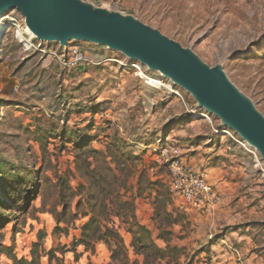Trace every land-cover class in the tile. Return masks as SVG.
Wrapping results in <instances>:
<instances>
[{"label": "rangeland", "instance_id": "1", "mask_svg": "<svg viewBox=\"0 0 264 264\" xmlns=\"http://www.w3.org/2000/svg\"><path fill=\"white\" fill-rule=\"evenodd\" d=\"M87 1L133 14L210 66L223 64L264 114V0ZM2 19L10 26L0 37V264H110L104 241L88 250L76 242L92 217L124 238L129 264H146L147 251L130 246L138 226L176 248L170 264H264L258 152L215 133L222 124L213 114L212 122L191 117L205 112L191 94L131 66L138 61L122 65V53L85 41L29 50L16 36L21 12ZM78 49L100 64L63 66L58 58ZM160 137L186 155L201 151L215 206L187 209L170 194Z\"/></svg>", "mask_w": 264, "mask_h": 264}, {"label": "water", "instance_id": "2", "mask_svg": "<svg viewBox=\"0 0 264 264\" xmlns=\"http://www.w3.org/2000/svg\"><path fill=\"white\" fill-rule=\"evenodd\" d=\"M18 9L25 25L42 42L67 47L85 41L122 53L159 72L216 116L259 153L264 163V114L228 76L223 64H207L158 28L133 14L87 0H0V16Z\"/></svg>", "mask_w": 264, "mask_h": 264}, {"label": "built area", "instance_id": "3", "mask_svg": "<svg viewBox=\"0 0 264 264\" xmlns=\"http://www.w3.org/2000/svg\"><path fill=\"white\" fill-rule=\"evenodd\" d=\"M16 36L26 49L43 48L42 41L38 40L36 37L32 38L30 35H26L20 27L16 29ZM58 59L63 66L69 68H74L83 64H100L99 61L88 58L80 49L73 52L72 55H63L62 58ZM117 61L122 65H128L127 61H129V59L124 57L122 60ZM131 66L140 68L141 64H131ZM141 73L143 74V72ZM170 87L172 88V84ZM188 113L194 119L204 118L208 122H212L210 114L206 111L199 112V110L195 109L190 110ZM213 129L215 133L228 136L239 149L254 153L257 156L256 149L232 129L223 125L214 127ZM157 141V151L160 153V158L157 162L162 163V165L168 169L169 173L166 182L170 194L181 199L187 209L203 211L215 206L219 202L220 197L214 184L211 183L206 173L202 172L189 161L183 147L179 145V142L171 141L169 138L163 139L162 137ZM256 161V166L258 167L261 164V160L256 157ZM151 169L154 171L155 167Z\"/></svg>", "mask_w": 264, "mask_h": 264}, {"label": "trees", "instance_id": "4", "mask_svg": "<svg viewBox=\"0 0 264 264\" xmlns=\"http://www.w3.org/2000/svg\"><path fill=\"white\" fill-rule=\"evenodd\" d=\"M104 227L106 226L92 217L83 225L81 237L76 239L77 244L85 246L86 250H88L94 249L96 243L104 241L109 245L112 252V262L110 264H117L118 262L129 264L131 259L124 238L114 229L107 228L105 233L102 232V228ZM138 227L137 231H133V239L130 244L134 250L139 251H135V253L140 255L142 250L147 251L148 254H146L144 258L146 264H161L164 261L170 264L171 252H174L176 248L172 247L170 244H168L166 248L158 246L148 228L145 226ZM108 237L110 238L108 239ZM149 251H151V253H149Z\"/></svg>", "mask_w": 264, "mask_h": 264}, {"label": "bare ground", "instance_id": "5", "mask_svg": "<svg viewBox=\"0 0 264 264\" xmlns=\"http://www.w3.org/2000/svg\"><path fill=\"white\" fill-rule=\"evenodd\" d=\"M4 15L0 16V37L2 36V34L5 32V30L10 26L9 23L7 21H2V17ZM24 32L27 33L28 35H30L32 38L35 37V35L29 30V28L25 25L23 28ZM148 83L149 84H156L154 79L148 78ZM202 116V115H201Z\"/></svg>", "mask_w": 264, "mask_h": 264}, {"label": "crops", "instance_id": "6", "mask_svg": "<svg viewBox=\"0 0 264 264\" xmlns=\"http://www.w3.org/2000/svg\"><path fill=\"white\" fill-rule=\"evenodd\" d=\"M191 152L192 153L187 154V158L190 162H192L196 167L200 169L202 166V161L205 158H203L202 153L199 150H192Z\"/></svg>", "mask_w": 264, "mask_h": 264}]
</instances>
